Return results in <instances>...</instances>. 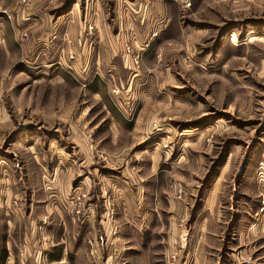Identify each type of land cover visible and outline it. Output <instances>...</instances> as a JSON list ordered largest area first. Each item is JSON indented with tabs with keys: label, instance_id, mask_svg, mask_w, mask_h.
<instances>
[{
	"label": "crops",
	"instance_id": "1",
	"mask_svg": "<svg viewBox=\"0 0 264 264\" xmlns=\"http://www.w3.org/2000/svg\"><path fill=\"white\" fill-rule=\"evenodd\" d=\"M63 1L0 0V57L8 59L13 66L14 50L19 48L30 67L29 72L37 69L32 71L38 72L39 76L34 80H48L60 87L54 94L45 95L39 112L44 126L60 130L59 135L64 140L72 141L73 148L65 155L71 158L66 162L64 155H57L48 170L47 164L43 163L46 157L36 153L34 157L43 171L48 172L42 174L51 185L47 187L56 189L47 195L63 200L73 188L84 186L89 192L88 211L74 216L64 202L61 203L66 212L61 208L60 211L72 222L70 239L65 233L67 222L63 221L55 229L59 238L56 245H61L42 253L32 236L37 227L30 224L29 228L24 226L21 242H17L13 234L2 242L0 240L2 261L6 264L61 263L66 260L71 246L77 262L83 261L81 257L86 255L89 261L93 258L97 264H111V251L116 246L119 264H167L164 256L159 262L153 255L144 253V249L152 244L144 231L157 219L160 220L158 230H164L159 239L164 248L172 243L189 253L184 264H264V213H257L255 196H250L251 199L246 196L232 224L229 222L232 218L219 221L220 215H217L207 221L203 218L199 223L201 230L191 232L198 228L197 223L185 230L176 221L180 217L186 219L188 201L185 196L177 198L175 195V183L171 185L173 180L168 173L174 169H164L163 173L161 154L147 160H136L127 155L134 142L138 144L145 139V134L166 127L170 119L179 125H189L196 115L190 99L162 90L166 85L177 86L169 74L163 79L152 74V70L159 68L160 41L173 42L180 35L185 37L184 25H180L179 35L167 37L170 28L176 31L171 23L172 6L183 4L178 0H112L108 7L106 0H86L89 9L83 14L79 0L73 2L71 10L58 12ZM88 23L92 27L85 35ZM52 33H56L57 39L48 43ZM127 39L137 49L143 46L138 67L124 59V41ZM166 48L170 53L181 47ZM68 51L73 52L74 57L67 61L64 58ZM181 63L179 57L166 62L165 69H181ZM68 81L88 86L90 92L82 98L84 106L78 108L81 99L74 96L71 103L65 101L62 86ZM101 86L105 87H102L104 94ZM116 90L123 92L121 100L117 101L112 95L111 92ZM119 103H124L125 107H119ZM96 104L98 109L94 107ZM133 108L136 115L129 121L127 117ZM61 125L66 127V132L60 129ZM189 127L184 126L178 132L185 134L192 130ZM89 133L94 135L92 139L87 136ZM125 135L143 137L130 142ZM46 155L48 157L47 152ZM49 160L46 162L50 163ZM249 171L247 166L243 179L247 180ZM105 190L110 191L118 205L112 220L105 216L104 204L101 205ZM57 204L60 205L59 201ZM162 213L169 217L167 224L162 220ZM113 225L117 226L115 234L112 233ZM125 225L136 230V241ZM164 225H168L167 228ZM83 228L86 230L79 234ZM102 232L104 244L99 242ZM100 244L106 250L104 259L99 258L102 256Z\"/></svg>",
	"mask_w": 264,
	"mask_h": 264
},
{
	"label": "rangeland",
	"instance_id": "2",
	"mask_svg": "<svg viewBox=\"0 0 264 264\" xmlns=\"http://www.w3.org/2000/svg\"><path fill=\"white\" fill-rule=\"evenodd\" d=\"M75 1L64 0L57 11L71 10ZM110 1H105L108 7ZM178 1L183 6L173 4L174 16L171 20L176 31L170 28L167 37L179 35L180 25L185 26V37L180 35L173 42L157 40L162 44L160 63L157 65L160 69L150 70L161 79L169 74L177 86L166 85L162 90L190 99L196 114L194 118H202H193L189 125H179L170 119L169 128L166 126L145 134V139L138 144L134 142L127 155L136 160L162 155L160 165L163 173L174 169L168 172L173 180L171 185H182L188 201L186 219L179 227L190 230L197 223L198 228L191 230L196 232L201 230L199 223L203 218L207 221L220 215L219 221L232 218L229 221L232 224L238 215L237 209L252 195L255 196L257 213H264L259 211L264 183L258 180L259 163L264 164V0H190L189 5ZM78 2L84 14V10L89 9L86 8V0ZM173 46L181 48L167 52L166 47ZM14 55L13 66L8 59L0 57V240L2 242L13 234L16 241L21 242L25 234L24 226L29 228L30 224H34L37 232L32 236L43 253L61 245H56L59 238L55 232L61 222H67L65 233L68 239L71 238L72 222L62 208L64 199L47 195L56 189L47 187L51 185L42 174L48 172L43 171L34 154L46 157L43 163L49 170L57 155L65 156L73 147L70 139L68 143L59 135L60 130L44 126L40 117L43 98L47 97L46 94H54L60 87L48 80H34L39 76L38 72L32 71L37 69H30L29 72L30 67L19 48L14 50ZM179 57L183 61L179 64L181 69L167 71L166 62ZM124 59L128 60L125 56ZM72 81L62 86L65 101L71 103L72 96L81 99L79 108L85 104L83 96L90 91L87 85H75ZM102 87L101 93L104 94ZM111 93L117 101L121 100L123 92L116 90ZM118 105L125 107L124 103ZM107 106L110 107L109 104ZM94 107L99 108L98 104ZM135 115L133 108L127 120L133 121ZM184 126H191L192 130L180 134L178 130H183ZM60 129L66 132L64 125ZM87 136L92 139L94 135L89 133ZM140 137L143 136L125 135L124 138L132 142ZM69 158L71 156H65V161L68 162ZM170 160H173L172 163ZM247 166L250 171L246 180L243 178ZM107 192L116 214L118 205L110 191ZM162 214V220L167 224L169 217L166 213ZM176 221L178 223V219ZM159 224L160 220L154 219L144 231L146 239H152V244L144 249V253L162 262L163 256L166 260L165 250L172 243L165 248L161 244L159 239L164 230H158ZM124 227L127 232L132 231L133 241H136V230L129 225ZM85 230L83 228L79 234ZM104 238L102 232L99 242L104 244ZM174 245L180 254L175 264L186 263L189 253L183 251L180 245ZM19 247L22 248L21 245ZM71 250L69 246L64 262L50 264H97L93 258L89 261L86 255L81 257L83 261L77 262ZM100 252L102 256L99 258L104 259L106 250L102 245ZM117 254L115 246L111 251V264L120 263ZM0 264H6L1 257Z\"/></svg>",
	"mask_w": 264,
	"mask_h": 264
},
{
	"label": "built area",
	"instance_id": "3",
	"mask_svg": "<svg viewBox=\"0 0 264 264\" xmlns=\"http://www.w3.org/2000/svg\"><path fill=\"white\" fill-rule=\"evenodd\" d=\"M23 3L28 2V0H20ZM184 5H189L190 0H182ZM8 15V14H7ZM91 24H87V30L85 35H88L89 29H91ZM57 35L56 33H52L48 39L47 42L50 43L56 39ZM143 50V46H141L139 49L135 48L130 40H125L124 41V53L123 55L133 64L134 67H138L140 63V58H141V51ZM67 61L71 58L74 57V53L71 51H68L65 55ZM65 61L66 63H68ZM66 66L70 67V64H66ZM259 176L258 180L260 183H264V172L262 169H264V164L262 162L259 163ZM175 195L177 198H183L185 195V189L182 185H175L174 187ZM104 194V207L105 210L103 211L105 216L108 219H113L114 218V211L112 208V204L110 201V195H108L107 190L103 191ZM89 198V192L86 188H73L71 192H69L65 198H64V204L68 211L74 215V216H81L87 213L88 211V206H87V200ZM259 211L264 212V192H261V204L259 206ZM183 218L180 217L178 220L179 226H182L183 223ZM112 233L115 234L117 233V226L113 225ZM91 242V240H89ZM165 256L166 260L168 261L169 264H175L178 259H180V254L178 252V249L174 244H171V246H168V248L165 250ZM244 260H247L245 258Z\"/></svg>",
	"mask_w": 264,
	"mask_h": 264
}]
</instances>
